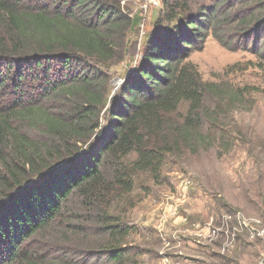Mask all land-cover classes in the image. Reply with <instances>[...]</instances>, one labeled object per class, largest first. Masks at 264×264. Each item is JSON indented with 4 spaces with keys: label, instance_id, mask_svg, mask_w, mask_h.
Segmentation results:
<instances>
[{
    "label": "trees",
    "instance_id": "16d2710c",
    "mask_svg": "<svg viewBox=\"0 0 264 264\" xmlns=\"http://www.w3.org/2000/svg\"><path fill=\"white\" fill-rule=\"evenodd\" d=\"M39 2L0 0V165L19 189L0 196V264H137L126 245L134 229L112 207L137 175L159 180L182 146L225 138L220 121L248 91L206 83L189 58L212 37L264 63V0H163L140 65L111 99L104 71L142 22L129 0ZM62 226L81 244L61 255Z\"/></svg>",
    "mask_w": 264,
    "mask_h": 264
},
{
    "label": "rangeland",
    "instance_id": "374dc122",
    "mask_svg": "<svg viewBox=\"0 0 264 264\" xmlns=\"http://www.w3.org/2000/svg\"><path fill=\"white\" fill-rule=\"evenodd\" d=\"M162 3L147 11L143 0L122 3L131 10V17L138 14L142 22L131 30L120 56L104 71L110 99L140 65L145 43L163 19ZM189 61L206 83L247 90L246 102L221 119L224 139L217 136L214 146L205 144L196 152L182 146L167 157L159 180L147 173L137 175L133 193L112 207L134 229L126 244L131 263L264 264V70L259 67L264 63L249 52L228 51L212 37ZM107 109L101 114L103 125ZM186 111L182 105L172 121L180 124ZM15 127L29 139L45 140L42 131L26 123L16 122ZM6 175L0 165V196H13L19 189ZM60 228L63 245L68 246L60 251L62 255L81 243L70 241L66 227ZM54 247L50 252L58 255ZM52 262L47 264H56Z\"/></svg>",
    "mask_w": 264,
    "mask_h": 264
},
{
    "label": "built area",
    "instance_id": "2783aa9c",
    "mask_svg": "<svg viewBox=\"0 0 264 264\" xmlns=\"http://www.w3.org/2000/svg\"><path fill=\"white\" fill-rule=\"evenodd\" d=\"M136 1H142V0H129V2H136ZM144 4L142 5V8L144 10H148L150 7L159 6L160 0H143ZM125 4V2H123Z\"/></svg>",
    "mask_w": 264,
    "mask_h": 264
}]
</instances>
